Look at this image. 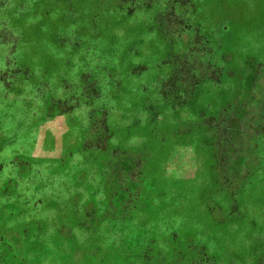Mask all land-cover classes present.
I'll list each match as a JSON object with an SVG mask.
<instances>
[{
  "label": "rangeland",
  "instance_id": "1",
  "mask_svg": "<svg viewBox=\"0 0 264 264\" xmlns=\"http://www.w3.org/2000/svg\"><path fill=\"white\" fill-rule=\"evenodd\" d=\"M0 264H264V0H0Z\"/></svg>",
  "mask_w": 264,
  "mask_h": 264
}]
</instances>
